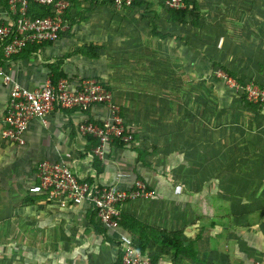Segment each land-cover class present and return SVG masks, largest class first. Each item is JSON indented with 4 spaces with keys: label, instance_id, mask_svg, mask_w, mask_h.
Instances as JSON below:
<instances>
[{
    "label": "crops",
    "instance_id": "crops-1",
    "mask_svg": "<svg viewBox=\"0 0 264 264\" xmlns=\"http://www.w3.org/2000/svg\"><path fill=\"white\" fill-rule=\"evenodd\" d=\"M141 2L139 6L122 10L115 9L112 3L97 4L90 11L82 12L83 19L75 17L72 26L67 24L68 28L57 41L44 43L28 55L21 52L4 61L6 71L29 89L44 82L49 64H57L72 84L85 78L101 81L113 92L121 116L134 134L130 145L118 146L113 142L107 147L105 156L97 158L102 167L100 172L95 170L89 155L93 146L78 134L77 124L82 121H105L110 116L105 105L54 110L46 124L35 119L29 122L24 132V145L6 141L1 137V131L9 89L0 83V224L8 223L11 216H24L27 223L26 219L38 222L40 241L52 247L47 252L52 254L56 249L61 251L58 248H69L67 253L62 251L66 253V263L71 260V264H115L118 251L115 233H107L111 240L107 241L96 232L89 220L90 210L85 204L61 208L47 201L44 195L30 193L29 188L37 182L36 166L41 160L64 163L82 176L124 189L131 188L138 181L143 182L152 196L128 200L119 205L120 231L129 234L136 244H144L142 252L145 254L159 256L155 264L202 263L173 257L170 249L148 239L146 230L137 224L168 230L182 229L186 237L194 238L186 233L189 225L193 224L192 218H184L186 209L190 211L188 214L197 215V207L203 204L201 200L213 198L210 194L219 198L220 150L219 128L211 125L213 111L214 118L218 120L217 104L209 110L210 127H203L202 124H208V120L202 123L204 112L195 104L191 96L194 92L183 90L186 85L183 75L180 77L173 73L171 67L177 58L186 60V50H178L181 52L177 57V53L147 47L149 36L158 39L168 36L166 30H159L158 18L162 21L161 28L173 24L163 9L159 15L148 16L145 9L150 7V12H156V4L147 0ZM7 8L8 5H2L0 0V20L5 19ZM89 43L101 46L96 58H89L75 50ZM193 64L188 75L192 71L191 75L200 76L203 68L207 72L210 70L211 62L209 66L203 62L194 61ZM184 68L186 72V62ZM229 138L233 143L234 137L230 135ZM142 150L146 152L144 162L138 159ZM207 151H211V158L216 162L211 164V169L208 168V173H203L202 157ZM225 154L232 156L228 151ZM186 155L191 157L188 162ZM233 162L237 166H246V156L231 158L227 164L233 166ZM238 183L236 180L235 184ZM184 196L195 200L187 205L181 204V207L175 200H182ZM172 201L177 203L172 205ZM77 231L80 242H74ZM205 238L202 233L199 240ZM77 246L80 247L79 260L68 253ZM150 251L154 253L150 254Z\"/></svg>",
    "mask_w": 264,
    "mask_h": 264
},
{
    "label": "rangeland",
    "instance_id": "rangeland-1",
    "mask_svg": "<svg viewBox=\"0 0 264 264\" xmlns=\"http://www.w3.org/2000/svg\"><path fill=\"white\" fill-rule=\"evenodd\" d=\"M147 1L156 4L157 15L161 14L159 2L163 5L162 0ZM197 2L203 14L197 28L190 23H177L176 27L167 24L161 28L159 26L162 21L158 18L159 30H166L168 36L165 35L160 40L149 36L147 43L148 48L168 50L171 54L177 53V57L181 52L178 50H186V60L181 55L183 60L177 58L171 67L173 73L180 77L183 75L182 79L186 84L183 90L194 92L191 96L197 107H201L204 112L201 116L202 123L208 120V124H202L203 127H210L209 110L211 107L214 109L216 104L218 106V120L214 118L213 111L211 125L217 126L220 132L219 198L211 194L213 198L204 197L201 200L203 204L197 207V215L188 214L190 211L186 209L184 218L193 220L192 225L188 222L186 233L195 237L201 231L206 236L197 242L200 256L198 262H202L200 264H264V111L245 107L239 99V85L222 68L213 71V62L209 64V59L222 63L239 77H243L246 85L253 83L264 86V0ZM148 9L150 7L144 12L152 16L153 11ZM194 61L210 65V70L207 72L203 68L200 76H194L195 73L191 75L192 71L188 75L189 70L194 67ZM197 93L199 97H196ZM230 135L234 137L233 143ZM223 149L232 156L224 155L226 151L223 152ZM243 156H246V166H237L236 162H233V166L227 164L231 158L240 159ZM185 158L188 162L191 157L186 155ZM202 159V172L208 173V168L211 169V164L216 161L211 158V151L203 152ZM225 164L227 166H222ZM236 180L239 181L238 184H235ZM193 200L195 199L184 196V199L175 201L181 206L194 202ZM175 201H172V205L177 203ZM192 212L195 211L192 209ZM24 220V216H11L8 223L0 224V264H71V260L66 263L65 258L68 247L49 253L52 247L49 243L45 245L40 241L38 222L26 219L27 223ZM76 234L79 232H75L74 242H80ZM79 249L77 246L68 253L70 256H77L79 260Z\"/></svg>",
    "mask_w": 264,
    "mask_h": 264
},
{
    "label": "built area",
    "instance_id": "built-area-1",
    "mask_svg": "<svg viewBox=\"0 0 264 264\" xmlns=\"http://www.w3.org/2000/svg\"><path fill=\"white\" fill-rule=\"evenodd\" d=\"M49 8L47 15H28V0H7L5 19L0 20V83L8 87L9 100L3 114L1 137L18 145L25 144L24 132L33 119L46 124L54 110L72 108L87 109L100 104L108 107L110 116L102 123L82 121L77 124L81 137L97 138V144L89 153L91 159H102L107 147L119 140L130 145L133 132L121 116L113 92L95 78H85L72 84L67 78L52 82L47 76L44 82L29 89L16 81L4 68V61L19 54L33 43L55 42L67 28L64 13L70 0H33ZM133 0H112L115 9L132 6ZM168 8H182L183 0H165ZM220 75V73H219ZM248 101L258 104L264 111V86L253 83L244 86ZM37 182L29 188L30 193L44 195L47 201L61 208L73 204H85L94 212L107 233H115L117 249L121 252V264H151L150 257L137 249L134 240L120 231L119 205L128 200L152 196L143 182L131 188H120L99 183L96 179L80 175L71 166L61 162L41 160L36 166Z\"/></svg>",
    "mask_w": 264,
    "mask_h": 264
},
{
    "label": "trees",
    "instance_id": "trees-1",
    "mask_svg": "<svg viewBox=\"0 0 264 264\" xmlns=\"http://www.w3.org/2000/svg\"><path fill=\"white\" fill-rule=\"evenodd\" d=\"M1 1H2V5L7 7V0H1ZM141 1L143 0H133L132 5L139 6L140 4H142ZM162 1L164 5L165 0ZM70 3H71L70 7L64 13V20L66 23H68V25L72 26V23H74L73 21H75V17H78V19L84 18L81 16L82 12L90 11L92 7L97 4L104 5V4L112 3V0H70ZM183 3L184 6L178 9L168 8L166 7V5L163 6L161 3L160 6L161 9L164 10V14L165 16H167L169 22L172 23L173 25H176L177 23L178 24L190 23L192 24L193 27L197 28L199 26V20L203 19L202 10H200L199 3L197 2V0H183ZM84 4H86L87 6L83 7L82 5ZM27 12H28L27 14L31 16H43L48 14L49 8L46 6L39 5L35 3L33 0H28ZM153 14L157 15L156 12H153ZM46 43H51V42H46ZM43 45L44 43L29 44L28 46L24 47L21 52L28 55L32 52L37 51ZM100 48L101 46H99L98 44L89 43V44L81 45L77 47L75 50H77L78 53H81L82 55L87 56L89 58H96L100 53ZM210 61L211 63L213 62L212 63L213 71L216 70L217 68H222L223 71L227 74V76L232 78L239 85V94H240L239 99L241 100V102L245 107L250 108L254 111L261 110L258 104H254L247 100L246 92L244 90V86L246 85V80L243 77H239L235 71L223 66L222 63L215 62L211 59ZM46 67L48 68V72H49L48 76L50 77L52 82L57 81L59 78H67L66 75L62 73V71L59 69L57 64H49ZM85 138L87 142H89L92 146H95L98 142L97 138L92 136H86ZM115 142L116 145L118 146L124 145L119 140H114V143ZM145 155L146 152L144 150L140 151L138 155V159L140 161H143ZM92 162L95 170L97 172H100L102 170L101 169L102 167L100 166V162H98L97 157H93ZM90 179L91 178H89V180ZM89 220L90 223L93 225L94 229L96 230V232L104 236V239H106L107 241H111L107 234L106 229L100 224L99 221H97L96 215L92 211H89ZM137 224L140 225L141 228L146 230L147 237L149 236L148 239H151L154 243H156L159 246L170 249L172 251L173 257H182L194 263L199 261L200 258L198 257L197 242L202 237L201 231L198 232L194 238H188L185 236L182 229L168 230L165 228L160 229L154 227H147L146 225H143L142 223L140 224L138 222ZM135 245L137 249H139L140 251H143L145 249L144 244L135 243ZM158 258L159 256H150L151 264H155ZM115 264H121V252L119 250L117 251Z\"/></svg>",
    "mask_w": 264,
    "mask_h": 264
}]
</instances>
